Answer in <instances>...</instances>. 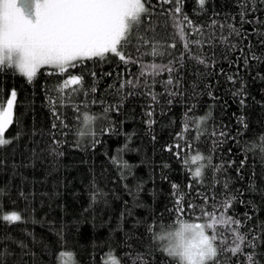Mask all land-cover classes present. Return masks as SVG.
<instances>
[{"label":"trees","instance_id":"obj_1","mask_svg":"<svg viewBox=\"0 0 264 264\" xmlns=\"http://www.w3.org/2000/svg\"><path fill=\"white\" fill-rule=\"evenodd\" d=\"M143 2L125 60L44 66L31 82L0 69V102L16 92L0 216H21L0 218V264H179L162 237L209 223L225 195L240 224L217 227L207 264H264V0ZM230 228L246 236L236 254Z\"/></svg>","mask_w":264,"mask_h":264},{"label":"snow or ice","instance_id":"obj_2","mask_svg":"<svg viewBox=\"0 0 264 264\" xmlns=\"http://www.w3.org/2000/svg\"><path fill=\"white\" fill-rule=\"evenodd\" d=\"M164 2L170 3L172 0ZM175 2L177 7L174 13H181L180 0ZM204 3L205 0H199L201 6ZM147 11L143 0H0V69H13L31 82L44 66H53L59 74H64L68 68L75 67L77 62L104 58L109 53L125 60L122 51L118 49L128 43L127 38L133 26L139 25L142 14ZM241 18H244V12ZM173 19L176 20L175 16ZM184 20L187 21L186 16ZM153 54H157L155 50ZM68 83L81 84L82 77L72 76L65 81V84ZM57 90L62 92L63 88ZM15 98L16 92L13 90L6 103L0 102V146L11 142L5 138V132L13 124ZM92 120L93 117L84 116L85 125ZM203 159L199 154L191 158L193 162ZM202 167H197L192 175L200 177ZM234 199L225 195L218 202L223 212L218 217L210 215L209 223H180L175 231L162 237L168 241L164 248L168 256L178 260L179 264H207L216 257L217 227L240 224L239 220H233L227 215ZM0 218L8 222L21 220L16 212L3 214ZM208 230H211V235ZM230 231L239 243L226 250L236 254L242 251L241 245L246 236L241 235L238 228H230ZM220 243L224 244L226 240L222 239ZM248 243L255 247L252 241ZM247 261L248 264H254V254H249ZM113 264L118 262L113 260Z\"/></svg>","mask_w":264,"mask_h":264},{"label":"rangeland","instance_id":"obj_3","mask_svg":"<svg viewBox=\"0 0 264 264\" xmlns=\"http://www.w3.org/2000/svg\"><path fill=\"white\" fill-rule=\"evenodd\" d=\"M14 89H12L11 91H13ZM11 91H10V93H11ZM10 93H9V96H8V98H10ZM7 98V99H8ZM7 99L4 101V103H6V101H7ZM180 223H200V224H206L205 222H202V221H182V222H179L178 224H177V226L175 227V228H172L171 229V231H169V232H172V231H175L178 227H179V224ZM209 234V233H208ZM210 235V234H209ZM165 236H166V234H165ZM164 236V237H165ZM166 243H168V241L166 242ZM167 246V245H166Z\"/></svg>","mask_w":264,"mask_h":264}]
</instances>
